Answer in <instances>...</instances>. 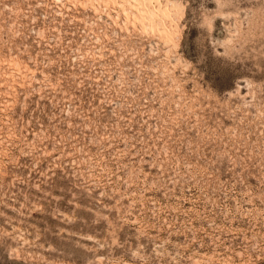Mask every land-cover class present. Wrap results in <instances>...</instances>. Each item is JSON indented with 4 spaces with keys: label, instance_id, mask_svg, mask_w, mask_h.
<instances>
[{
    "label": "rangeland",
    "instance_id": "374dc122",
    "mask_svg": "<svg viewBox=\"0 0 264 264\" xmlns=\"http://www.w3.org/2000/svg\"><path fill=\"white\" fill-rule=\"evenodd\" d=\"M0 264H264V0H0Z\"/></svg>",
    "mask_w": 264,
    "mask_h": 264
}]
</instances>
